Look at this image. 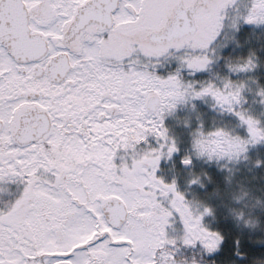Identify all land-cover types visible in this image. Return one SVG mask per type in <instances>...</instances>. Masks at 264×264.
<instances>
[{
	"label": "snow or ice",
	"instance_id": "obj_1",
	"mask_svg": "<svg viewBox=\"0 0 264 264\" xmlns=\"http://www.w3.org/2000/svg\"><path fill=\"white\" fill-rule=\"evenodd\" d=\"M245 25L264 0H0V264L264 261V216L212 203L240 164L264 172V32ZM197 101L238 124L205 130Z\"/></svg>",
	"mask_w": 264,
	"mask_h": 264
},
{
	"label": "rangeland",
	"instance_id": "obj_2",
	"mask_svg": "<svg viewBox=\"0 0 264 264\" xmlns=\"http://www.w3.org/2000/svg\"><path fill=\"white\" fill-rule=\"evenodd\" d=\"M255 30V32L257 33H261L264 32V27H257L254 25H245L243 28V31L245 33L247 32H251ZM169 68H173L175 67V65H169ZM162 73L165 71L164 69L161 70ZM215 71L216 72H220V73H225L227 72V70L223 67V64H219L215 66ZM199 78L201 79H206L208 78L209 74L208 73H197ZM196 74V75H197ZM262 76H264V69H261L260 72L258 73ZM245 73H240L238 76L233 74L232 78L233 79H237V78H244L245 77ZM200 109L202 112H204L205 115V130L207 131H211L214 130V124H213V118H215L216 120V124L219 126H227L229 129L233 128L235 125H233V122L231 120V118L233 116L230 115H224V116H220V114L215 113L207 104H204L201 101H197ZM254 111L259 112L260 109L258 106L254 107ZM188 112L187 109L181 108L179 110V115L184 116L186 115ZM166 125L171 129V131L177 130L179 131V138L181 141L180 147H181V154H183L184 151H186L189 147H190V136H189V131L183 127H178L177 126V122L175 120V118L173 117H168L166 119ZM117 162L119 163V158H117ZM214 171V170H213ZM259 173V172H258ZM261 173V172H260ZM159 175L164 176V178L166 180H170L171 179V174L168 171V166L166 164L162 165V169L161 171L158 173ZM181 183V190L184 189V184L183 181L180 182ZM237 184H235V189L231 188V186H227L225 183L221 185V187L219 188V193H218V199L212 201V203L215 204L216 209H217V213L219 216H224L226 214H230L232 218L237 219L236 221L241 224V225H247L249 227H251V225H255L258 222V217L260 216H264V183H252L251 185H245L244 187L239 188L240 191H248V194L250 192L249 187H251L252 195L255 198H258L259 200H262V204L258 205L256 203V199L254 198H249L250 195H247L245 198V202L244 205L246 207H248V212L249 214H247V216H249L248 218H250V223L249 221H242L241 217L237 216L235 213L237 211L236 210V205L233 202L234 198H238L239 199V194H238V189H237ZM188 196L191 200H193V207L196 208L197 204L196 201H207V196L206 194L199 190V189H192L191 191H189ZM206 223L208 224V226L210 228H212L213 230L218 229V222L216 218L213 217H209L206 218ZM177 229H180L182 226H180L179 224L176 225Z\"/></svg>",
	"mask_w": 264,
	"mask_h": 264
},
{
	"label": "trees",
	"instance_id": "obj_3",
	"mask_svg": "<svg viewBox=\"0 0 264 264\" xmlns=\"http://www.w3.org/2000/svg\"><path fill=\"white\" fill-rule=\"evenodd\" d=\"M196 78L197 79H201V78H199L198 74L196 75ZM231 120L233 122V125H237L238 124V120L234 116L231 118ZM235 131L238 132L241 135H246L247 134L246 130L244 128L237 127V128H235ZM174 134L179 136V131L175 130ZM252 183H264V172H261V173L259 172L258 173L257 171H249L248 166L243 164V163L238 166V171L232 177L231 183L225 182V184L227 186L229 185V186H231V188H234V189H235V184H237L240 188H242L245 185L249 186ZM238 186H237V189H238L237 191H238V194H239V199L238 198H234V200H233V202L237 206L236 210H235L237 212L235 214L237 216L241 217L242 221H249V223H250V218H248L249 216H247V214H249L248 207H246L244 205L246 196L250 195L249 198L256 199V203L258 205L262 204V200H259L258 198L253 197V195H252L253 191L251 190V187H249L250 192L248 194V191H240ZM237 219H235V220H237ZM225 227H227V226L224 225L223 223H219L218 224V229H223ZM251 227H252V225H251ZM256 264H264V261H257Z\"/></svg>",
	"mask_w": 264,
	"mask_h": 264
},
{
	"label": "water",
	"instance_id": "obj_4",
	"mask_svg": "<svg viewBox=\"0 0 264 264\" xmlns=\"http://www.w3.org/2000/svg\"><path fill=\"white\" fill-rule=\"evenodd\" d=\"M252 26V25H251Z\"/></svg>",
	"mask_w": 264,
	"mask_h": 264
}]
</instances>
